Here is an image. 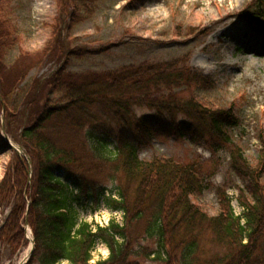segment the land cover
Returning <instances> with one entry per match:
<instances>
[{"label": "trees", "instance_id": "1", "mask_svg": "<svg viewBox=\"0 0 264 264\" xmlns=\"http://www.w3.org/2000/svg\"><path fill=\"white\" fill-rule=\"evenodd\" d=\"M88 1L96 0H72L73 15L79 17ZM251 5L242 15L263 33L264 10L258 2ZM4 13V0H0V118L2 104L8 123L13 122L18 109L25 112L26 119L17 130V143L30 160L32 177L29 179L26 159L15 153L0 182V210L10 209L0 228L1 247L12 253L26 247L24 227L28 224L35 248L27 264H143L141 259L150 258L159 264H264L261 163L252 166L244 152L234 146L231 167L249 181L251 191L241 190L238 200L242 212L238 215L231 205L232 198L218 193V213L212 216L195 201L207 188L199 164L171 157H140V144L156 136L158 126L149 117L136 118V106L169 116L182 112L194 118L198 128L207 126L204 129L208 135L219 143L213 140L211 146L224 149L233 143L230 132L241 125L230 110L211 109L194 95L182 96L210 89L213 81L209 77L190 67L185 59L123 66L85 76L73 74L66 70L69 58L88 52L65 51L60 31L56 48L51 49L59 52L55 55L59 65L44 82L33 83L28 100L15 104L11 98L24 91H19L18 85L25 77L17 75L14 81L6 82L3 73L12 46L8 44L12 25ZM93 107L102 108L123 126L132 125L142 142L124 135L111 143L110 150L104 128L93 118ZM72 110L78 117H72L69 123L75 128L88 123L91 129L85 135L93 160L90 163L71 146L57 142L48 129L60 114ZM198 128L180 125L174 131L190 143L202 144L204 138L196 131ZM104 172L106 180L114 184L110 193L115 192L118 199L105 195L107 186L98 182ZM90 200H94L93 209L103 200L110 208L121 210L123 225L112 222L94 231L86 222L79 223L77 209L88 208ZM140 239L154 241L155 246L143 245ZM98 240L106 245L109 255L92 263V250Z\"/></svg>", "mask_w": 264, "mask_h": 264}, {"label": "rangeland", "instance_id": "2", "mask_svg": "<svg viewBox=\"0 0 264 264\" xmlns=\"http://www.w3.org/2000/svg\"><path fill=\"white\" fill-rule=\"evenodd\" d=\"M257 2L264 5V0H96L88 1L84 7L87 10L82 9L78 17V14L73 15L72 0H4V18L12 25L9 26L12 37L8 41L12 46L6 54L3 73L6 82L14 81L17 75L25 77L18 85L19 91H24L14 93L11 102L20 105L23 100H28L33 83L36 80L44 82L55 71L59 65L55 62L59 52L53 53L51 49L56 48L60 31L65 37V51L81 49L88 52L84 56L69 58L66 70L73 74L85 76L123 66L185 59L190 67L202 71L213 84L210 89L203 88L182 96L194 95L197 101L211 109L230 110L241 127L230 132L233 143L219 149L210 145L213 140L218 141L208 135L204 129L207 126L198 128L194 118L182 112L169 116L146 106H136V118L149 117L158 126L157 135L140 144V157L146 160L171 157L179 162L199 164L207 188L195 201L213 216L218 213V193H223L221 195L232 196L231 205L240 214L238 196L241 190L250 193L251 184L231 167V150L236 145L252 166L259 162L264 169V32L260 33L254 23L242 15L246 8L257 5ZM253 45L255 50L251 54L249 48ZM44 50L48 51L44 53ZM21 109L11 123L6 122L3 115L0 118V182L14 157L5 136L11 144L20 146L17 143L18 129L26 119ZM90 110L97 124L104 128V138L110 142V150L113 149L111 143L120 136L131 135L141 141L132 125L123 126L102 108ZM76 116L73 110L60 114L48 129L57 142L71 146L90 163L93 160L85 135L91 129L88 123L80 128L70 124L71 118ZM179 124L189 129L191 125L198 128L196 131L204 138L202 144L190 143L185 136H178L174 129H178ZM167 128L170 130L165 133ZM106 174L99 175L98 182L107 186V193H110L114 184L106 180ZM261 177L264 188V173ZM246 192L243 193L248 195ZM93 204L94 200L88 203L90 207ZM135 232L133 229L132 233ZM138 242L150 248L155 246L154 241L140 239ZM31 246L30 243L19 255L0 246V264H19L29 255ZM106 249L99 242L94 253L106 258ZM140 262L159 264L152 258Z\"/></svg>", "mask_w": 264, "mask_h": 264}, {"label": "built area", "instance_id": "3", "mask_svg": "<svg viewBox=\"0 0 264 264\" xmlns=\"http://www.w3.org/2000/svg\"><path fill=\"white\" fill-rule=\"evenodd\" d=\"M104 210L102 211V209ZM85 218L94 225L106 226L111 220L120 222L122 216L119 212H111L106 207L102 206L101 209L96 211L93 215H86ZM96 254V253H95Z\"/></svg>", "mask_w": 264, "mask_h": 264}, {"label": "water", "instance_id": "4", "mask_svg": "<svg viewBox=\"0 0 264 264\" xmlns=\"http://www.w3.org/2000/svg\"><path fill=\"white\" fill-rule=\"evenodd\" d=\"M6 144H8V146L11 148V149H15L16 150V152L18 153V154H20L21 155V152H22V148H16L15 146L13 147L10 143H9V141H8V139L6 138ZM30 174H31V172L29 171L28 172V175L30 176ZM31 177V176H30ZM32 242H33V240H32ZM34 245H35V242H33V248H34Z\"/></svg>", "mask_w": 264, "mask_h": 264}, {"label": "bare ground", "instance_id": "5", "mask_svg": "<svg viewBox=\"0 0 264 264\" xmlns=\"http://www.w3.org/2000/svg\"><path fill=\"white\" fill-rule=\"evenodd\" d=\"M254 47H255V46L253 45V46H250V48H249V52H250L251 54L254 53V50H255ZM249 65H251V63H250ZM27 257H28V255L25 257V259H27Z\"/></svg>", "mask_w": 264, "mask_h": 264}]
</instances>
